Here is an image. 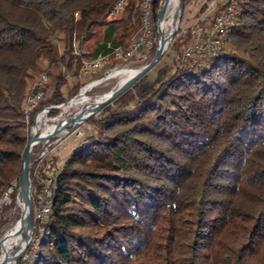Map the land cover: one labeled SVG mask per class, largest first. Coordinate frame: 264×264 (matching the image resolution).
I'll return each instance as SVG.
<instances>
[{
	"label": "trees",
	"instance_id": "obj_1",
	"mask_svg": "<svg viewBox=\"0 0 264 264\" xmlns=\"http://www.w3.org/2000/svg\"><path fill=\"white\" fill-rule=\"evenodd\" d=\"M114 2L0 0V196L23 167L32 80L45 60L60 64L45 103H64L75 44L111 20L110 39ZM231 36L206 66L181 65L157 87L141 77L88 118L98 135L65 161L32 264H264V0H240ZM119 102L134 105L109 108Z\"/></svg>",
	"mask_w": 264,
	"mask_h": 264
},
{
	"label": "built area",
	"instance_id": "obj_2",
	"mask_svg": "<svg viewBox=\"0 0 264 264\" xmlns=\"http://www.w3.org/2000/svg\"><path fill=\"white\" fill-rule=\"evenodd\" d=\"M153 3L154 0H115L110 8L109 18H118L132 4L133 12L130 23H135L138 18L139 28L125 44H115L109 41L95 58L87 59L84 49L75 44V54L82 58L78 73L79 79L95 75L101 69L108 72L120 65L133 62L145 52L149 53L152 50L156 43ZM213 5L214 2L195 20L189 31L191 39L181 53V65L190 70L206 66L215 58L220 57L230 42L232 31L237 24L240 0H226L216 13L211 10ZM49 81L50 74L47 71L38 75L32 81L23 107L28 136L27 145H29L30 152L31 190L34 189L37 193L35 197L32 193L34 206L32 231L38 235H35L36 240L18 259L6 256L2 240L9 228L5 229V227L7 221L9 225L12 224L11 227L13 226V220L21 207L18 193L15 206L7 209L11 206L13 191L16 189L18 192L19 190L15 182L0 196V264H32L33 258L37 256L38 243L44 232V226L52 214L56 180L63 167L55 166V155L51 152L50 145L54 142V137L60 140L69 134V127L60 129L55 136H51L57 129L49 130V126L58 124L62 115V113L54 115V111L61 109L64 104H44ZM4 230H6L5 233H3Z\"/></svg>",
	"mask_w": 264,
	"mask_h": 264
},
{
	"label": "rangeland",
	"instance_id": "obj_3",
	"mask_svg": "<svg viewBox=\"0 0 264 264\" xmlns=\"http://www.w3.org/2000/svg\"><path fill=\"white\" fill-rule=\"evenodd\" d=\"M182 1H183V6L181 8L180 17H179V28L173 35V38L171 39L169 46L165 50L162 57L142 77L143 82H146V83L156 82V87H157L159 85V81L167 80L176 71L177 68L181 67V60H180L181 53L184 47L189 43L191 39L189 31H190L191 26L195 22V20L199 18L203 12H205V10L210 6L212 2H214V5L212 6L211 10H213V12L216 13L222 8L226 0H182ZM128 12H129V9H126L125 12L121 14L118 18L112 19L118 22V24L121 26L123 25V23L125 24L124 27L122 26L120 32L122 33V35L125 37V40L127 41H129L134 35V33L137 31L135 24L126 25ZM175 16H176V12H174L171 15V17L168 19L167 24H166V29H165L166 32L172 30V27L174 25ZM111 26H112L111 20L108 24L98 26L96 28L94 36L90 40L85 41L84 46H82V48L84 47V49L93 51L98 45H100L103 42L104 35L105 36L111 35L113 31ZM159 37H160V34L158 30V19H157V26H156V33H155V41L157 44L159 41ZM231 39H232V36H231ZM231 39L225 51L231 49ZM54 40L57 46L59 47L60 52L62 53L64 50V41L60 39V37H55ZM154 54L155 52H153L152 50L149 53L145 52L143 56L136 58L133 62L123 64L121 65V67H129V68L142 67L143 65L149 63L153 59ZM87 59H91V58L88 56ZM62 70H63V67L60 64L49 65V62L47 60L43 62L42 71H47L50 74V81L46 88L45 101L47 100V98L51 97L54 91L56 75L60 74ZM116 70L117 69L113 71H116ZM111 71L112 70L105 72L104 69H101L100 72L96 73L95 75H92V76H89L83 79H79L78 77L77 78L69 77L68 81L62 86V92H63V95L67 98L65 102L67 103L69 100L70 101L67 103V106L64 109L61 108V109H57L54 111V115H60L62 113L59 119L60 122L58 124L62 122H66L70 117L75 115V112H76V110L74 109L75 102H72L71 99L75 95H77L80 92V89L82 87L84 88L86 84L89 85L95 80L105 78L100 83L95 85L91 90L83 93L80 97H78L77 101L83 100L88 95L109 92L116 85V82H117L115 78L110 77V74L113 72ZM75 86H79V89L77 90L75 95L70 97V95L74 92ZM45 101H44V104H47L45 103ZM120 104L125 105L127 107H132L134 105L133 102H129L126 104L119 102V103L110 104L109 108L113 109L115 107H118ZM93 115L95 116L96 119L101 116L100 113H97V114L95 113ZM70 129L71 131L69 132V134H67L63 139L59 140L58 137H54V142H52V144L50 145L51 152L55 155V166L57 168L63 167L65 161L68 159V157L72 154V152L76 148L85 144L91 138V136L98 135L95 124L88 122V120L83 121L77 126L71 125ZM50 173L51 172H49V174ZM16 182H17L16 187H18L19 183L18 181ZM18 193H19V190L17 194ZM32 193L34 197L37 194L34 189L33 191H31V194ZM23 200L24 199L22 195V202ZM20 206L21 207H19L18 214L15 216L13 223H16V221L18 220V217L22 218L23 216L24 208L22 205ZM11 225L12 224L9 225L7 221L5 229L10 228ZM5 231L6 230H4L3 233H5ZM25 233H26V229H24L20 234L22 235V237H24ZM35 240H36L35 231L34 232L32 231L29 244L27 245L26 248H28L29 245L33 244ZM11 242L12 244L15 245V247H17L16 236L15 237L12 236Z\"/></svg>",
	"mask_w": 264,
	"mask_h": 264
},
{
	"label": "bare ground",
	"instance_id": "obj_4",
	"mask_svg": "<svg viewBox=\"0 0 264 264\" xmlns=\"http://www.w3.org/2000/svg\"><path fill=\"white\" fill-rule=\"evenodd\" d=\"M174 12H176V16L174 19V25L172 27V30L179 27V17H180V12H181L180 0H170L166 15L160 21L161 32H162V35L166 39H168L170 37V34L172 32V30L166 32V30H165L166 24H167L168 19L171 17V15ZM143 66H145V65H143ZM142 67L129 68V67H121V65H120V66L114 68L113 70H115V69H117V70L116 71L112 70L113 72L111 71L112 73L110 72L111 74L110 73L109 74H110V77L115 78L117 82H116V85L109 92L99 93V94L96 93L93 95H88L83 100L77 101L78 97H80L83 93L91 90L95 85L100 83L105 78L95 80L94 82H92L89 85L86 84L87 85V86L85 85L86 87L85 86H84V88L82 87L80 93L76 97L71 99L72 102H75L74 109L76 110L75 116L77 118L74 125L77 126L78 124L82 123L84 121L85 116L88 113V110H90L93 105H96V104L100 103L101 101H103L110 94V92H112L115 88L120 86L128 78L132 77L134 74L139 72V70ZM70 118L66 122H62L60 124L49 126V130H55V129L59 128L60 126H62L63 124L69 123ZM22 189H23L22 187L19 188V195H20L19 201H20V205H22L24 208L23 216L20 220H18L19 222L16 221V223H14L13 226L8 229L4 239L2 240V243L4 244V248L6 250V256L11 257V258L16 257L17 255H19L23 251V249L25 248V246L27 245V243L31 237L30 231L27 228V216H28V195H27V191H28V186H26V188H25L26 192L24 194L22 193ZM22 195H23V199H24L23 202H22ZM24 229H26L25 234H27V235L26 236L24 235V237H22V235L20 233ZM12 236H14V237L16 236V238H17V243H16L17 247H15V245L12 244V242H11ZM12 248L14 250H12Z\"/></svg>",
	"mask_w": 264,
	"mask_h": 264
},
{
	"label": "water",
	"instance_id": "obj_5",
	"mask_svg": "<svg viewBox=\"0 0 264 264\" xmlns=\"http://www.w3.org/2000/svg\"><path fill=\"white\" fill-rule=\"evenodd\" d=\"M170 0H163L161 3V7L158 13V30H159V41L156 47V51L154 54L153 59L145 64V66H143L139 72H137L136 74H134L132 77L128 78L125 82H123L120 86H118L117 88H115L112 92H110V94L100 103L96 104L95 106H93L90 110H88L87 115L84 118L85 120H88L89 117H91L93 114L97 113L104 105L108 104L109 102H111L112 100H114L116 97L120 96L123 92H125L127 89H129L132 85H134L141 77H143L155 64L156 62L162 57V55L164 54L165 50L167 49V47L169 46V43L171 41V39L173 38V35L175 34V32L178 30V28L172 30L170 37L168 39H166L161 32V28H160V21L165 17L168 6H169ZM183 6V1L180 0V9ZM82 89V88H81ZM80 89V91H81ZM80 93V92H79ZM78 93V94H79ZM77 94V95H78ZM77 95H75L74 97H76ZM73 97V98H74ZM66 102H64L63 104H65ZM76 116H72L70 118L69 123H65L62 126H60L59 128H57V130L51 134V136H55L60 129H65L68 128L69 132L71 131L70 126L74 125V123L76 122ZM18 183H19V188H23L22 189V193L24 194L26 192L25 188L26 186H28V191H27V195H28V216H27V228L30 231V234L32 232V227H33V201H32V194H31V176H30V152H29V145L26 146L25 152L23 154V167L18 179ZM21 218V217H20ZM27 234H25L26 236ZM29 243V241H28ZM27 243V245H28ZM27 245L25 246V248L23 249V251L17 255L16 257H14L15 259H18L21 254L25 251Z\"/></svg>",
	"mask_w": 264,
	"mask_h": 264
},
{
	"label": "crops",
	"instance_id": "obj_6",
	"mask_svg": "<svg viewBox=\"0 0 264 264\" xmlns=\"http://www.w3.org/2000/svg\"><path fill=\"white\" fill-rule=\"evenodd\" d=\"M113 25L117 26V29L114 31V33L112 34V36L108 40H106L105 35H104L103 42L100 45L106 44L109 41L116 42V41H119V40H124V42H126V43L128 42L127 40H125V37L124 36H121L122 33L120 32L122 26L124 27L125 24L123 23V25L121 26V25L118 24V22H115ZM83 46H84V44H83ZM83 49H84V47H83ZM84 51L86 52V54L89 57H91V58L94 57V56L91 55L94 50L93 51H90V50L84 49Z\"/></svg>",
	"mask_w": 264,
	"mask_h": 264
}]
</instances>
